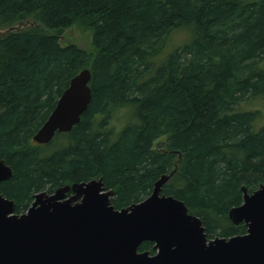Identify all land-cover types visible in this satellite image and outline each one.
<instances>
[{
    "label": "trees",
    "instance_id": "trees-1",
    "mask_svg": "<svg viewBox=\"0 0 264 264\" xmlns=\"http://www.w3.org/2000/svg\"><path fill=\"white\" fill-rule=\"evenodd\" d=\"M26 21L36 27L13 29ZM74 26L91 31V50L64 36ZM7 29L0 159L13 175L0 193L16 213L37 193L100 178L121 210L173 173L162 192L199 216L209 238L246 233L228 213L243 187L264 184V0H0ZM84 69L92 100L80 123L36 143Z\"/></svg>",
    "mask_w": 264,
    "mask_h": 264
},
{
    "label": "water",
    "instance_id": "water-1",
    "mask_svg": "<svg viewBox=\"0 0 264 264\" xmlns=\"http://www.w3.org/2000/svg\"><path fill=\"white\" fill-rule=\"evenodd\" d=\"M91 77L84 69L71 80L33 136L36 143L48 144L80 123L92 100ZM12 175L0 159V185ZM172 176L163 175L150 196L121 210L101 178L37 193L20 214L0 193V264H264V184L252 192L243 187V203L228 213L246 233L209 238L199 216L162 192ZM146 241L155 253L139 251Z\"/></svg>",
    "mask_w": 264,
    "mask_h": 264
},
{
    "label": "rangeland",
    "instance_id": "rangeland-1",
    "mask_svg": "<svg viewBox=\"0 0 264 264\" xmlns=\"http://www.w3.org/2000/svg\"><path fill=\"white\" fill-rule=\"evenodd\" d=\"M27 27H36V23L33 21H26L23 22L19 25H17L13 29H22V28H27ZM13 29H7V30H0V33L5 34ZM66 38L70 40L71 42L76 43L78 46L85 48L87 50H91V37L92 33L90 30L85 29V28H80L78 26H74L70 29H68L65 33ZM181 38V36L176 35L174 38V41L178 42V39ZM164 141V138L159 140Z\"/></svg>",
    "mask_w": 264,
    "mask_h": 264
},
{
    "label": "flooded vegetation",
    "instance_id": "flooded-vegetation-1",
    "mask_svg": "<svg viewBox=\"0 0 264 264\" xmlns=\"http://www.w3.org/2000/svg\"><path fill=\"white\" fill-rule=\"evenodd\" d=\"M33 202V201H32ZM32 204V203H31ZM155 253V252H154ZM153 254V253H152Z\"/></svg>",
    "mask_w": 264,
    "mask_h": 264
}]
</instances>
